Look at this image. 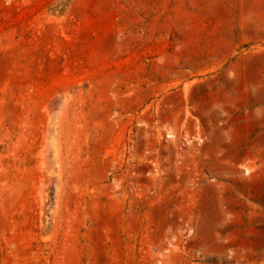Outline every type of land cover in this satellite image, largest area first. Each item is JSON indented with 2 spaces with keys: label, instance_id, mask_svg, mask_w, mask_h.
Segmentation results:
<instances>
[{
  "label": "rangeland",
  "instance_id": "obj_1",
  "mask_svg": "<svg viewBox=\"0 0 264 264\" xmlns=\"http://www.w3.org/2000/svg\"><path fill=\"white\" fill-rule=\"evenodd\" d=\"M0 264H264V0H0Z\"/></svg>",
  "mask_w": 264,
  "mask_h": 264
}]
</instances>
